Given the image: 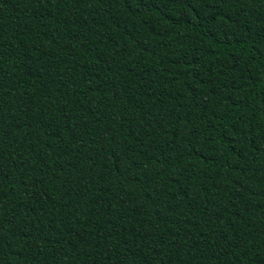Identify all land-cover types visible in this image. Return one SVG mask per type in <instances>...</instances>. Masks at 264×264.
<instances>
[{"label": "trees", "instance_id": "trees-1", "mask_svg": "<svg viewBox=\"0 0 264 264\" xmlns=\"http://www.w3.org/2000/svg\"><path fill=\"white\" fill-rule=\"evenodd\" d=\"M0 264H264V0H0Z\"/></svg>", "mask_w": 264, "mask_h": 264}]
</instances>
